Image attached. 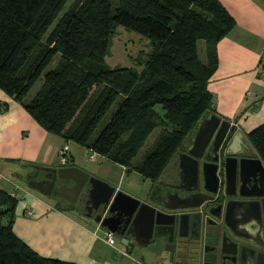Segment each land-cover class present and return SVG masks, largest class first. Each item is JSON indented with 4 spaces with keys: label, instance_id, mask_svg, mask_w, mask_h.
Segmentation results:
<instances>
[{
    "label": "trees",
    "instance_id": "16d2710c",
    "mask_svg": "<svg viewBox=\"0 0 264 264\" xmlns=\"http://www.w3.org/2000/svg\"><path fill=\"white\" fill-rule=\"evenodd\" d=\"M69 1L0 0V88L66 142L156 180L201 115L216 112L208 82L216 43L235 19L220 0ZM118 25L152 44L140 70L105 61ZM247 136L264 162V121ZM17 200L0 189V264H77L42 255L15 233Z\"/></svg>",
    "mask_w": 264,
    "mask_h": 264
},
{
    "label": "crops",
    "instance_id": "0c3cea01",
    "mask_svg": "<svg viewBox=\"0 0 264 264\" xmlns=\"http://www.w3.org/2000/svg\"><path fill=\"white\" fill-rule=\"evenodd\" d=\"M220 2L234 17L235 25L216 43L218 62L208 86L215 111L234 128L241 129L250 150L259 156L247 133L264 121V64L258 63L264 50V0ZM64 142L68 145L65 158L60 155ZM73 149L0 88V189L10 190L15 183L19 184L14 206L15 233L38 253L77 264H164L168 252L153 251V241L139 240L128 248L115 236L114 244H110L103 237L107 228L84 209L76 205L67 207L62 195L61 201H55L20 184L19 177L35 176L39 168L78 165L73 161L76 157ZM164 169L160 176L171 175L172 169L168 175ZM150 180L153 183L147 190L127 192L154 202L157 198L149 194L155 180ZM115 186L119 188V184ZM192 259L188 255L177 256L174 264Z\"/></svg>",
    "mask_w": 264,
    "mask_h": 264
},
{
    "label": "water",
    "instance_id": "95a60500",
    "mask_svg": "<svg viewBox=\"0 0 264 264\" xmlns=\"http://www.w3.org/2000/svg\"><path fill=\"white\" fill-rule=\"evenodd\" d=\"M193 131L190 147L179 154V166L181 174L190 177L195 186L183 194L178 191L170 192L166 200L158 204L118 188L74 164L46 166L51 171L50 174L40 178L26 175L27 184L55 201L56 194L62 195L67 201V207L86 203L87 214L102 227L112 230L119 242L128 248L139 240L144 243L153 241V251L168 252L164 264H174L177 256L180 258L185 255L193 258L191 264H235L237 259L242 261L245 256L257 264H264V250L243 241L246 239L264 244V240L258 241L246 233L256 229L257 234L262 235L264 214L261 207L264 201L262 200V204L256 198H229L223 206L212 204L206 208L203 203L213 200L214 196L195 190L199 168L204 188L211 192L218 190L219 156L205 159L199 165V157L209 143L216 150L221 144L225 146L224 153L227 156L224 157L222 169L227 183L230 178L228 158L234 160L231 174L233 181L237 166L242 170V159L249 165H255L264 174L262 158H238L237 154L244 144L248 145L245 134L240 128H234L228 119L221 118L217 112L203 113ZM59 178L64 181L58 183ZM68 181L71 183H67Z\"/></svg>",
    "mask_w": 264,
    "mask_h": 264
},
{
    "label": "flooded vegetation",
    "instance_id": "af4514ba",
    "mask_svg": "<svg viewBox=\"0 0 264 264\" xmlns=\"http://www.w3.org/2000/svg\"><path fill=\"white\" fill-rule=\"evenodd\" d=\"M221 118H223V117H221ZM194 131H192L188 135L187 139L184 140V142L182 143L180 148L177 150V153L174 155L175 156L174 157L175 165L172 168L171 175H169L167 177L159 176V178H157L154 181V185H153L154 189L152 190V193L149 195L157 198V200H153L155 204H158V202H162V201L166 200V196L170 192L178 191L179 193L183 194V193L189 192L190 190H192V187L195 186L194 182L192 181V179L190 177H188V176L185 177L181 174V172H180L181 168L179 166V160H180L179 154H180V152H182V151L186 150L188 147H190ZM211 140H210V142H211ZM209 145H210V143L207 146L208 149L206 147L202 156L199 157V165L201 164V162L203 160L211 159L212 157L218 155L219 156L218 160L220 162V167L218 169L219 184H218L217 192H211V191H208L206 188H204L203 183H202V179H201V170L199 168L198 182L196 183V189L195 190H202V191H204L208 194L210 193L214 196L213 200H208V201L204 202L203 206H205L206 208H209L212 204L213 205L218 204V205L223 206L224 203L229 198H237V199L256 198V199H259L260 202H262V204H263L264 194H261V192H264V174L260 173V171L255 167V165H249L245 159H242V170L240 171L239 166H237L236 176H235V179L233 181V176L231 177V174H232V170L234 167L233 166L234 160L232 158H228V161H229L228 162L229 163L228 164V172H229L228 174H229L230 178L228 179V183H227L226 175L224 173V169H222V165L224 163V157L227 156L224 153L225 146H224V144H221L219 146V149L216 150V148H214V146H209ZM237 156H238V158L242 157V156L243 157H253V156H255V154L250 150V146H248L245 143L243 149L241 150V152L239 154H237ZM50 172L51 171L49 169L46 170L43 168H39V169H36L35 176H31V178L32 177L40 178V177H43L44 175L50 174ZM89 174H92V173L89 172ZM62 182H63V180L61 178H59L58 183H62ZM67 183L70 184L71 182H67ZM188 187H190L191 189H187ZM54 197L58 201L62 200L60 198V194L59 195L56 194ZM64 202L67 203L66 200ZM76 206L81 207L82 209H84L85 212H87V204L86 203L82 202V204H80V205L77 204ZM261 209L263 210V211L262 210L261 211L264 214V204L262 205ZM93 213H94V211H93ZM262 229H263V232H262L263 236L262 235L260 236L259 234H257L258 230H256V229L249 230L246 233H247V235L251 234L252 235L251 237L257 239L258 241L264 240V216L262 218ZM241 239L242 238H239V240H241ZM243 241L251 244L252 246H254L257 249L264 250V244L261 245V244L255 243L254 241L246 240V239H243ZM235 264H257V263L254 260L252 261L250 259V257L245 256L242 261H239V259H237ZM258 264H261V263H258Z\"/></svg>",
    "mask_w": 264,
    "mask_h": 264
},
{
    "label": "rangeland",
    "instance_id": "374dc122",
    "mask_svg": "<svg viewBox=\"0 0 264 264\" xmlns=\"http://www.w3.org/2000/svg\"><path fill=\"white\" fill-rule=\"evenodd\" d=\"M73 1L70 0L69 3ZM68 4L65 6V8ZM152 50V44L148 37L144 34L135 31L133 29H129L123 25H118L115 34L112 36V42L109 48V52L105 56V61L110 66L115 65H124V66H132L140 70L143 68V63L147 58L148 54ZM202 52V50H201ZM57 59V57H56ZM54 59V60H56ZM54 60L50 63L49 66H52L55 62ZM39 82L36 83L32 89L34 91L38 86ZM117 100L111 106L110 110L107 112L106 116L101 121L100 125L97 127L96 132L102 127V125L106 122L108 117L110 116L112 110L116 107ZM159 133V128H155L151 134L148 136L147 140L145 141L144 145L140 148L136 155V160L140 159L143 154L151 148L153 145V141L156 139ZM123 137V136H122ZM187 139V138H186ZM73 149L75 153V160H73L78 166L84 168L87 171H90L92 174L104 178L110 183L119 184V188L125 191H141L142 189L147 190L150 185L153 183L149 178H145L140 172L135 169H129L122 167L119 163L113 162L109 157L97 153L94 159H90L87 157L89 151L84 147V145L80 144L77 141L69 140L67 141ZM247 142V141H246ZM250 146L249 142H247ZM67 146V143H63V146ZM62 146V147H63ZM173 156L169 162V165L165 167L164 170L165 175H168L171 172L172 166L175 162ZM164 172V171H163ZM20 184L24 187H28L26 176L18 178ZM119 180V181H118ZM115 184V185H116ZM19 185V184H18ZM35 190V189H34ZM37 191V190H36ZM38 194L42 195L45 198H48L47 195H44L37 191ZM154 247V243H153ZM175 263L176 259H175Z\"/></svg>",
    "mask_w": 264,
    "mask_h": 264
},
{
    "label": "built area",
    "instance_id": "2783aa9c",
    "mask_svg": "<svg viewBox=\"0 0 264 264\" xmlns=\"http://www.w3.org/2000/svg\"><path fill=\"white\" fill-rule=\"evenodd\" d=\"M258 63L259 64H264V50L260 54L259 62ZM66 152H67V146L64 145L60 149V155H61V157H64L65 158L66 157ZM87 157H89L90 159H94L96 157V153L94 151H89V153L87 154ZM14 185H15V187H13L12 189L8 190L11 195H17L16 188L19 185L17 183H15ZM103 237H104V239L108 243L114 244V242H115V234H114V232L112 230L106 229L104 231ZM181 264H191V263L190 262H187V263H181Z\"/></svg>",
    "mask_w": 264,
    "mask_h": 264
}]
</instances>
